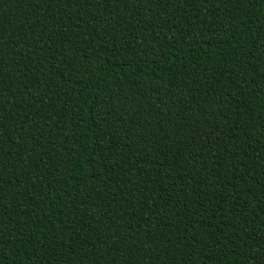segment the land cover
I'll list each match as a JSON object with an SVG mask.
<instances>
[{
	"label": "trees",
	"instance_id": "16d2710c",
	"mask_svg": "<svg viewBox=\"0 0 264 264\" xmlns=\"http://www.w3.org/2000/svg\"><path fill=\"white\" fill-rule=\"evenodd\" d=\"M0 264H264V0H0Z\"/></svg>",
	"mask_w": 264,
	"mask_h": 264
}]
</instances>
